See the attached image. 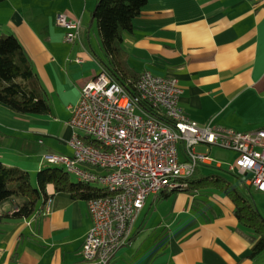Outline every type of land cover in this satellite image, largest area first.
I'll return each instance as SVG.
<instances>
[{"label":"crops","instance_id":"obj_1","mask_svg":"<svg viewBox=\"0 0 264 264\" xmlns=\"http://www.w3.org/2000/svg\"><path fill=\"white\" fill-rule=\"evenodd\" d=\"M95 3L0 1V33L19 39L50 104L46 114L25 115L0 103L3 163L37 171L48 164L44 153H72L71 107L81 86L103 68L101 45L88 35ZM57 12L80 21L74 42L64 40ZM122 45L136 71L177 79L179 106L199 123L239 130L264 126V0H147ZM198 178L185 189L149 193L107 264H264V251L250 255L254 233L237 219L231 194ZM46 190L49 211L0 218V264H92L82 256L92 223L87 199L52 183ZM257 191L262 215L264 191ZM13 206L3 202L0 211Z\"/></svg>","mask_w":264,"mask_h":264},{"label":"built area","instance_id":"obj_2","mask_svg":"<svg viewBox=\"0 0 264 264\" xmlns=\"http://www.w3.org/2000/svg\"><path fill=\"white\" fill-rule=\"evenodd\" d=\"M54 20L66 29L65 41L78 39V19L57 12ZM180 93L175 77L143 70L136 93L130 94L102 68L81 86L71 107L72 153L42 155L78 181L106 191L87 198L92 223L82 256L92 264H107L125 243L149 193L185 189L199 164L222 167L223 162L208 153L214 146L235 152L225 164L227 171L245 175L246 185L264 191V126L239 130L201 124L183 112ZM198 145L205 150L198 151ZM51 203L49 195L43 210L49 211Z\"/></svg>","mask_w":264,"mask_h":264},{"label":"trees","instance_id":"obj_3","mask_svg":"<svg viewBox=\"0 0 264 264\" xmlns=\"http://www.w3.org/2000/svg\"><path fill=\"white\" fill-rule=\"evenodd\" d=\"M146 2L147 0H96L91 10L103 52L102 67L122 83L130 94L136 93V81L140 72L128 63L127 51L122 45L123 34L132 29L133 19ZM44 93L38 74L19 39L11 32L0 33V103L17 114H46L50 111V104ZM197 172L196 168L192 175ZM192 175L187 178V187L194 182ZM205 176L231 194L237 219L254 233L253 237H249L252 242L250 255L255 256L264 251V218L256 204L235 185L226 183L224 176L218 173H208ZM197 180L201 181L202 178ZM49 183L56 190L69 192L74 198L87 199L106 194L100 188L77 179L71 180L69 172L59 164L48 163L39 168L33 184L28 170L0 161V205L6 201L14 203L10 212L0 211V218L28 217L42 208L50 195L46 190Z\"/></svg>","mask_w":264,"mask_h":264},{"label":"rangeland","instance_id":"obj_4","mask_svg":"<svg viewBox=\"0 0 264 264\" xmlns=\"http://www.w3.org/2000/svg\"><path fill=\"white\" fill-rule=\"evenodd\" d=\"M88 35H89V39L91 40L92 44H94V45L98 44V46H100L99 34H98V31H97V26H96L95 21H93L92 24L89 25V33H88ZM67 43H69V42H67ZM44 96H45V93H44ZM64 105H65V100L61 99L58 102V108L63 109ZM179 147H180V145H179ZM196 148H197L198 151H204L205 150V147L202 146V145H198ZM63 151L61 150V152H63ZM179 152H180L179 154L181 156V154H182L181 149H179ZM208 153L213 158H215L217 160H221L223 162L222 167H218V166H215V165L199 164L197 166L198 172L196 174L192 175V178H195L196 176H200V179L202 178L203 180H205L206 184H211L212 180L209 177L205 176V175L208 174V173H218V174H220V175L225 177V182L226 183L235 185L237 187V189H239L240 192L243 195L251 198L252 201L255 203L256 192L258 193V191L256 189L252 188V187H248V185L245 184L246 176L245 175H239V174H237L235 172H229V171L226 170V166H225L226 162L230 161L233 158L234 155L232 153H230L229 150H227V149L223 150V148H219L217 146H214L211 149V151L208 152ZM35 170L36 169H33V170L29 171L30 172V176H31V182L33 184H35V173H36ZM202 176H204V178ZM69 177L73 181L76 180V176L74 175V173L69 172ZM262 215L264 216V211H263Z\"/></svg>","mask_w":264,"mask_h":264}]
</instances>
